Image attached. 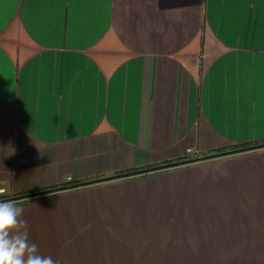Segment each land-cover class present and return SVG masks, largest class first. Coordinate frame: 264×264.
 <instances>
[{
    "label": "crops",
    "instance_id": "0c3cea01",
    "mask_svg": "<svg viewBox=\"0 0 264 264\" xmlns=\"http://www.w3.org/2000/svg\"><path fill=\"white\" fill-rule=\"evenodd\" d=\"M261 144L264 0H0V199L68 186L16 199L58 264H264Z\"/></svg>",
    "mask_w": 264,
    "mask_h": 264
},
{
    "label": "clouds",
    "instance_id": "9594fccd",
    "mask_svg": "<svg viewBox=\"0 0 264 264\" xmlns=\"http://www.w3.org/2000/svg\"><path fill=\"white\" fill-rule=\"evenodd\" d=\"M4 195H11L10 185L0 186V196ZM22 203L0 199V264H58L51 256L42 255L38 245L29 240Z\"/></svg>",
    "mask_w": 264,
    "mask_h": 264
},
{
    "label": "rangeland",
    "instance_id": "374dc122",
    "mask_svg": "<svg viewBox=\"0 0 264 264\" xmlns=\"http://www.w3.org/2000/svg\"><path fill=\"white\" fill-rule=\"evenodd\" d=\"M153 217V216H152ZM182 219H177V218H172V217H166V218H158V216H154L153 218H149V219H146L142 222V224L144 225V227L142 228V232L143 233H146V234H143L141 238H135L132 240V243L130 244H146L147 241H148V238H151L150 235H148L149 233H157L159 231V228H160V233H164L165 235L171 231V227L174 225V224H177V225H180L182 223ZM157 225H158V230H157ZM195 239H192L190 240V243L189 244H195V241H193ZM135 241V242H133ZM149 241H152L154 242V238L152 240H149ZM128 242V240H127ZM158 244H165V239H160L158 240ZM149 243V242H148ZM151 244V243H149ZM227 245H237V244H227ZM239 245V244H238Z\"/></svg>",
    "mask_w": 264,
    "mask_h": 264
},
{
    "label": "trees",
    "instance_id": "16d2710c",
    "mask_svg": "<svg viewBox=\"0 0 264 264\" xmlns=\"http://www.w3.org/2000/svg\"><path fill=\"white\" fill-rule=\"evenodd\" d=\"M261 146H264V144H261V145H258V146H255V147H261ZM245 149H240V150H232L230 152L228 151H221L220 153H216V154H213L212 157H215V156H219V155H225V154H230V153H235V152H240V151H243ZM202 157H205V158H202ZM202 157H191V158H186V159H181L179 161H182L181 164H188V163H191V162H195V161H198V160H201V159H206V158H209V156H202ZM160 165H150L148 168H152V167H158ZM137 173L136 171H125L123 173H118L117 175H114L112 177H108L106 179H112V178H115V177H126V176H129V175H133ZM102 180H105V179H102ZM91 182H95L94 181H90ZM88 182H85V183H82V184H87ZM71 186H76V185H71ZM68 187V186H66ZM66 187H60V188H53V189H45V190H42V191H38V192H34V193H30V194H27V195H22V196H18V197H13V198H8V199H19V198H22L23 196H31V195H36V194H42V193H46V192H52V191H56V190H59V189H62V188H66Z\"/></svg>",
    "mask_w": 264,
    "mask_h": 264
},
{
    "label": "water",
    "instance_id": "95a60500",
    "mask_svg": "<svg viewBox=\"0 0 264 264\" xmlns=\"http://www.w3.org/2000/svg\"><path fill=\"white\" fill-rule=\"evenodd\" d=\"M213 155H209V157H212ZM207 157V156H206ZM202 158H205V157H202ZM182 161H176V162H172V163H168V164H164V165H160L158 167H152V168H146V169H143L141 171H136L137 173H143V172H148V171H152V170H157V169H161V168H166V167H169V166H175V165H179L181 164Z\"/></svg>",
    "mask_w": 264,
    "mask_h": 264
},
{
    "label": "built area",
    "instance_id": "2783aa9c",
    "mask_svg": "<svg viewBox=\"0 0 264 264\" xmlns=\"http://www.w3.org/2000/svg\"><path fill=\"white\" fill-rule=\"evenodd\" d=\"M186 153H193V150L191 149V148H188V149H186ZM192 156H194V157H198V155L197 154H192ZM67 181H71V179H67Z\"/></svg>",
    "mask_w": 264,
    "mask_h": 264
}]
</instances>
